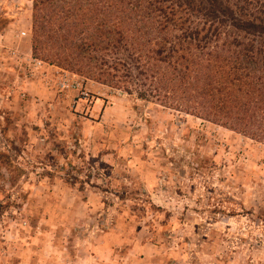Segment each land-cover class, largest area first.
Listing matches in <instances>:
<instances>
[{"label": "rangeland", "instance_id": "obj_1", "mask_svg": "<svg viewBox=\"0 0 264 264\" xmlns=\"http://www.w3.org/2000/svg\"><path fill=\"white\" fill-rule=\"evenodd\" d=\"M33 1L0 0V264H264V144L34 71Z\"/></svg>", "mask_w": 264, "mask_h": 264}, {"label": "trees", "instance_id": "obj_2", "mask_svg": "<svg viewBox=\"0 0 264 264\" xmlns=\"http://www.w3.org/2000/svg\"><path fill=\"white\" fill-rule=\"evenodd\" d=\"M32 24L35 57L264 144V0H34Z\"/></svg>", "mask_w": 264, "mask_h": 264}, {"label": "built area", "instance_id": "obj_3", "mask_svg": "<svg viewBox=\"0 0 264 264\" xmlns=\"http://www.w3.org/2000/svg\"><path fill=\"white\" fill-rule=\"evenodd\" d=\"M26 35V31L20 32V36ZM29 64L34 68V71H41L46 66V63L42 59L36 57H31ZM55 70L57 73L56 84L60 92L82 91L84 89L85 79L82 76L59 67H55Z\"/></svg>", "mask_w": 264, "mask_h": 264}]
</instances>
